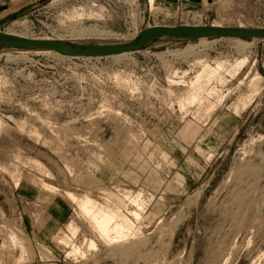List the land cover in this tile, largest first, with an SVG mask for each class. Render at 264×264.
I'll list each match as a JSON object with an SVG mask.
<instances>
[{
    "label": "rangeland",
    "instance_id": "obj_1",
    "mask_svg": "<svg viewBox=\"0 0 264 264\" xmlns=\"http://www.w3.org/2000/svg\"><path fill=\"white\" fill-rule=\"evenodd\" d=\"M182 2L0 0V30L116 43L156 25L264 28V0ZM85 199L132 240L101 241ZM0 264H264V37L101 58L0 47Z\"/></svg>",
    "mask_w": 264,
    "mask_h": 264
},
{
    "label": "water",
    "instance_id": "obj_2",
    "mask_svg": "<svg viewBox=\"0 0 264 264\" xmlns=\"http://www.w3.org/2000/svg\"><path fill=\"white\" fill-rule=\"evenodd\" d=\"M211 36L235 38L264 37V28L226 27L214 24H177L148 26L131 39L116 43H88L69 39L32 38L0 30V47L48 50L69 57H107L138 51L162 37L200 39Z\"/></svg>",
    "mask_w": 264,
    "mask_h": 264
},
{
    "label": "bare ground",
    "instance_id": "obj_3",
    "mask_svg": "<svg viewBox=\"0 0 264 264\" xmlns=\"http://www.w3.org/2000/svg\"><path fill=\"white\" fill-rule=\"evenodd\" d=\"M153 1L154 0H150V4H153ZM200 39H204V38H200ZM126 53H123V54H120V55H123ZM120 55H117V56H120ZM215 73V72H214ZM198 94L196 93H193V94H190L186 99L185 101L183 100L182 103L186 104V103H192V102H195L199 97L197 96ZM180 103V104H182ZM188 105V104H187ZM191 105V104H190ZM181 106V105H180ZM185 106V105H184ZM123 202V201H122ZM133 202V201H132ZM131 202V203H132ZM135 203V202H134ZM137 203V202H136ZM122 205V204H121ZM137 205V204H136ZM140 205V204H138ZM96 205L90 200V199H85L83 201L80 202V207H81V211H83L82 213L87 216L91 223L93 224V227H94V230L96 231L97 235H98V238L103 241L104 243H107L108 245H113V244H122V243H126L127 241H130L132 239H129L127 238L126 234H124V232L120 231V227L117 225H114L110 228V226L107 225V223L109 221H114L116 220V215H113L107 212H104L103 210H97ZM126 206V205H125ZM135 206V205H134ZM138 207V206H137ZM141 207V205H140ZM143 207V206H142ZM141 209V208H140ZM139 209V210H140ZM143 209H141L140 211H142ZM119 211V210H118ZM118 215V214H117ZM130 215H132L134 217L135 220H139L140 219V213L137 212H133V213H130ZM123 218V217H122ZM121 218V219H122ZM119 219H120V216H119ZM117 220H118V217H117ZM116 220V221H117ZM115 221V222H116ZM120 222V220H118ZM111 223V222H110ZM120 226H122L126 231H129L130 229H132L133 227V224L127 220L126 218L120 223ZM134 228V227H133ZM129 233V232H128ZM132 233V232H131ZM134 238V237H133ZM66 244H67V240H65ZM64 242V241H63ZM132 242V241H131ZM71 243V242H69ZM90 243V242H89ZM91 247H94L95 248V245L94 243H90V248ZM76 250V249H75ZM72 252V251H71ZM78 252V251H77ZM130 252V251H129ZM73 253H76L73 252ZM76 255V254H75Z\"/></svg>",
    "mask_w": 264,
    "mask_h": 264
},
{
    "label": "crops",
    "instance_id": "obj_4",
    "mask_svg": "<svg viewBox=\"0 0 264 264\" xmlns=\"http://www.w3.org/2000/svg\"><path fill=\"white\" fill-rule=\"evenodd\" d=\"M157 4H162V5H166L167 7H172V5L178 3V2H182V3H185V2H197L199 0H154Z\"/></svg>",
    "mask_w": 264,
    "mask_h": 264
}]
</instances>
